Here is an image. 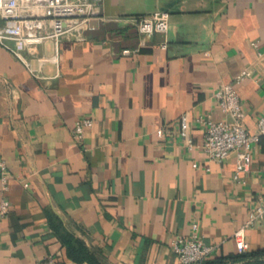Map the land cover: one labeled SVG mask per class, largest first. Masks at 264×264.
<instances>
[{
	"label": "crops",
	"instance_id": "1",
	"mask_svg": "<svg viewBox=\"0 0 264 264\" xmlns=\"http://www.w3.org/2000/svg\"><path fill=\"white\" fill-rule=\"evenodd\" d=\"M101 10L86 40H61L49 79L0 45V204L10 203L0 264H182L173 244L194 223L219 247L211 258L239 254L243 228L248 251L263 250L264 216L248 221L264 199V138L240 180L235 153L213 160L202 143L206 121L230 118L212 96L225 84L251 132L264 116V0H104ZM157 11L170 30L144 37L135 19ZM39 52L53 55L54 42ZM81 117L94 126L79 142Z\"/></svg>",
	"mask_w": 264,
	"mask_h": 264
},
{
	"label": "built area",
	"instance_id": "2",
	"mask_svg": "<svg viewBox=\"0 0 264 264\" xmlns=\"http://www.w3.org/2000/svg\"><path fill=\"white\" fill-rule=\"evenodd\" d=\"M104 0H0V45L20 60L28 71L38 80L49 79L44 75V66L60 63V42L64 38L78 41L87 39L90 32L97 31L106 19L102 15ZM136 25L144 37L154 34L167 36L170 30V13L157 11L135 19ZM54 42L55 52L51 56L39 52V47L47 42ZM255 45V44H254ZM167 48V42L162 44ZM131 50H124V54H131ZM37 63L35 65L34 63ZM251 71H244L240 78L251 77ZM213 98L229 119L215 122L206 121V130L202 148L207 156L213 160H226L233 153L237 155L238 170L235 178L240 180L242 173L252 162L253 147L264 138V116L258 120L257 132H251L246 124V112L242 100L232 83L218 88ZM200 121H203L201 118ZM94 126L90 117H81L73 129L74 137L82 142L87 131ZM189 125L184 120L182 133L189 139ZM197 166V165H195ZM0 171L7 173L8 167L4 160H0ZM4 189L9 188L6 177L3 178ZM10 213V203L3 200L0 204V215L5 217ZM264 216V199L253 206L248 225H252ZM199 224H193L190 236H178L173 244V250L182 264H204L217 251L216 245L206 244L198 234ZM239 254L249 250L245 239V229L236 235ZM41 264H57L49 258Z\"/></svg>",
	"mask_w": 264,
	"mask_h": 264
},
{
	"label": "trees",
	"instance_id": "3",
	"mask_svg": "<svg viewBox=\"0 0 264 264\" xmlns=\"http://www.w3.org/2000/svg\"><path fill=\"white\" fill-rule=\"evenodd\" d=\"M204 264H264V249L242 254L210 258Z\"/></svg>",
	"mask_w": 264,
	"mask_h": 264
}]
</instances>
